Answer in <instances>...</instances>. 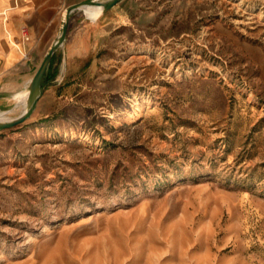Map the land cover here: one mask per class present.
Listing matches in <instances>:
<instances>
[{
	"label": "rangeland",
	"instance_id": "374dc122",
	"mask_svg": "<svg viewBox=\"0 0 264 264\" xmlns=\"http://www.w3.org/2000/svg\"><path fill=\"white\" fill-rule=\"evenodd\" d=\"M116 13L2 131L0 264H264V0Z\"/></svg>",
	"mask_w": 264,
	"mask_h": 264
},
{
	"label": "crops",
	"instance_id": "0c3cea01",
	"mask_svg": "<svg viewBox=\"0 0 264 264\" xmlns=\"http://www.w3.org/2000/svg\"><path fill=\"white\" fill-rule=\"evenodd\" d=\"M88 1L100 0H0V110L3 113L20 105L27 109L29 86L60 33L66 10ZM120 3L97 17H90L81 10L71 14L67 39L63 49L54 54L43 84L58 77L60 60L72 81L78 77V71L73 69L76 65L82 66V71L92 68L93 58L100 56V47L94 43L99 40L101 32L114 37H125L132 32L125 23L126 18L121 25L120 16L116 13ZM24 27L30 30L31 42L22 38ZM127 40L131 43L130 35Z\"/></svg>",
	"mask_w": 264,
	"mask_h": 264
},
{
	"label": "water",
	"instance_id": "95a60500",
	"mask_svg": "<svg viewBox=\"0 0 264 264\" xmlns=\"http://www.w3.org/2000/svg\"><path fill=\"white\" fill-rule=\"evenodd\" d=\"M121 1L122 0H110L106 3L99 1H88V2L72 5L66 10L63 23L60 29V33L57 39L51 45L47 55L45 56L41 66L39 67L38 71L36 72L29 86L26 111H24L20 116L16 118L0 121V132L15 128L23 124L33 115V113L37 109L38 103L44 93L43 81L52 63L54 54L64 44V42L67 39L71 14L77 10H81L84 12V8L88 6L101 7L102 8L101 13H107Z\"/></svg>",
	"mask_w": 264,
	"mask_h": 264
},
{
	"label": "bare ground",
	"instance_id": "6f19581e",
	"mask_svg": "<svg viewBox=\"0 0 264 264\" xmlns=\"http://www.w3.org/2000/svg\"><path fill=\"white\" fill-rule=\"evenodd\" d=\"M101 12H102L101 7L88 6L84 8V13H86L90 17H97ZM6 119L3 115L0 114V121L6 120Z\"/></svg>",
	"mask_w": 264,
	"mask_h": 264
},
{
	"label": "built area",
	"instance_id": "2783aa9c",
	"mask_svg": "<svg viewBox=\"0 0 264 264\" xmlns=\"http://www.w3.org/2000/svg\"><path fill=\"white\" fill-rule=\"evenodd\" d=\"M21 33H22V38L25 42H31V33L27 27H24Z\"/></svg>",
	"mask_w": 264,
	"mask_h": 264
}]
</instances>
